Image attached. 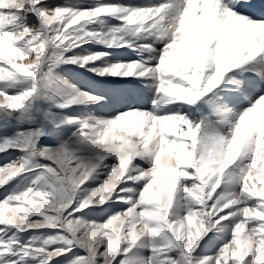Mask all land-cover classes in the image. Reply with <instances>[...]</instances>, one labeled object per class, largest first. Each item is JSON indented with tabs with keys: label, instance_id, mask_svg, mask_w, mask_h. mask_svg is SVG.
Returning <instances> with one entry per match:
<instances>
[{
	"label": "snow or ice",
	"instance_id": "6c2138e0",
	"mask_svg": "<svg viewBox=\"0 0 264 264\" xmlns=\"http://www.w3.org/2000/svg\"><path fill=\"white\" fill-rule=\"evenodd\" d=\"M0 156V264H264V0H0Z\"/></svg>",
	"mask_w": 264,
	"mask_h": 264
},
{
	"label": "rangeland",
	"instance_id": "374dc122",
	"mask_svg": "<svg viewBox=\"0 0 264 264\" xmlns=\"http://www.w3.org/2000/svg\"><path fill=\"white\" fill-rule=\"evenodd\" d=\"M62 74H64V75H70V74H68V73H62ZM145 106H147V105H145ZM7 159H9L8 156H0V162H2V161H6Z\"/></svg>",
	"mask_w": 264,
	"mask_h": 264
}]
</instances>
